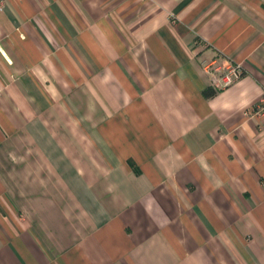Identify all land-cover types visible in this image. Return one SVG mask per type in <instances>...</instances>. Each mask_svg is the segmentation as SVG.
<instances>
[{
  "label": "crops",
  "instance_id": "1",
  "mask_svg": "<svg viewBox=\"0 0 264 264\" xmlns=\"http://www.w3.org/2000/svg\"><path fill=\"white\" fill-rule=\"evenodd\" d=\"M263 93L264 0H2L0 264H264Z\"/></svg>",
  "mask_w": 264,
  "mask_h": 264
},
{
  "label": "built area",
  "instance_id": "2",
  "mask_svg": "<svg viewBox=\"0 0 264 264\" xmlns=\"http://www.w3.org/2000/svg\"><path fill=\"white\" fill-rule=\"evenodd\" d=\"M2 0H0V7ZM203 71L209 76L211 87L223 89L243 76L242 65L228 56H218L203 64ZM252 118H264V93L248 112Z\"/></svg>",
  "mask_w": 264,
  "mask_h": 264
},
{
  "label": "trees",
  "instance_id": "3",
  "mask_svg": "<svg viewBox=\"0 0 264 264\" xmlns=\"http://www.w3.org/2000/svg\"><path fill=\"white\" fill-rule=\"evenodd\" d=\"M213 93L214 92H211V91L207 90V91L204 92V95L205 96H211Z\"/></svg>",
  "mask_w": 264,
  "mask_h": 264
}]
</instances>
